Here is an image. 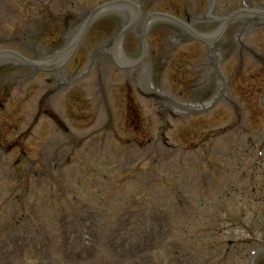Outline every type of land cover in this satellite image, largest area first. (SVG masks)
I'll list each match as a JSON object with an SVG mask.
<instances>
[{
    "label": "rangeland",
    "instance_id": "1",
    "mask_svg": "<svg viewBox=\"0 0 264 264\" xmlns=\"http://www.w3.org/2000/svg\"><path fill=\"white\" fill-rule=\"evenodd\" d=\"M242 9L264 0H0V51L48 69L0 59V264H264V17L225 28ZM172 11L220 40L160 20L134 68Z\"/></svg>",
    "mask_w": 264,
    "mask_h": 264
}]
</instances>
